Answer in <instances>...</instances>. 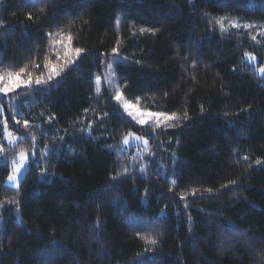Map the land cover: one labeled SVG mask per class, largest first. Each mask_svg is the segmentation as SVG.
I'll return each mask as SVG.
<instances>
[{
	"label": "trees",
	"instance_id": "trees-1",
	"mask_svg": "<svg viewBox=\"0 0 264 264\" xmlns=\"http://www.w3.org/2000/svg\"><path fill=\"white\" fill-rule=\"evenodd\" d=\"M0 24V74L46 76L49 32L83 50L0 94V264H264V0H0ZM115 90L178 126L136 124ZM3 121L35 152L18 189Z\"/></svg>",
	"mask_w": 264,
	"mask_h": 264
},
{
	"label": "snow or ice",
	"instance_id": "snow-or-ice-1",
	"mask_svg": "<svg viewBox=\"0 0 264 264\" xmlns=\"http://www.w3.org/2000/svg\"><path fill=\"white\" fill-rule=\"evenodd\" d=\"M41 11H43V9H41ZM29 19H31V14L29 13L28 16ZM227 21V25L226 22ZM119 23V21L117 22ZM216 24L219 25V28L222 32H227L228 28H239L241 27V25L234 21V20H228L227 17H219L216 19ZM0 27H3L2 24H0ZM242 27L247 30V29H251L254 26L251 24H243ZM145 31H148V29L145 28H141L140 32L143 33ZM48 37L50 38V50L52 45H62V51L60 50H56L55 51V56H56V60H50L48 58V56H45V62H44V69L46 71V76H45V72H41L40 75L35 77L34 83L37 86H42V85H47L49 83V81H51L54 77H58L60 76V70H62V68L66 65H68L69 63H75L76 59L79 58L81 52L83 51L80 48H73L72 47V40H73V36L72 34L69 32L67 34H65L63 32V30H59L56 32H49ZM56 37H60V39H56ZM253 40L256 39L255 36L252 37ZM118 49L114 48L113 49V53H117ZM245 56H247L250 60H254L255 57H253L251 54L249 53H245ZM61 61L63 62L61 64ZM33 65L36 68H40L41 65L39 63H36L35 60L32 61ZM110 67V66H109ZM260 72L262 74H264V67L260 68ZM27 73V79L26 80H21V76L23 74ZM21 83H23L25 86H31V84L33 83V74L31 72H28L27 69V65H25V67L20 68L18 71L16 72H8L6 74H0V94H7L9 91L14 90L18 87H20ZM97 85L100 84V80L99 78H97L96 80ZM44 90L43 88L38 87L37 91H42ZM100 89L99 87L97 88V92L99 93ZM115 99L121 103L122 107L124 108V111L126 112V114L131 117L136 124L138 125H146L149 124V119L153 120V123L149 125V127L154 131L156 128L158 127H176L178 126V124L176 123H172L169 124L167 123L168 121H179L181 118L176 115V114H172L169 116H165L164 113H160V112H140L138 109H135L134 105L124 101L122 99V94L117 92L115 95ZM87 111V110H86ZM185 116H187V113L184 114ZM163 118V120H162ZM4 127H5V132L3 135V139L7 141L8 145L11 146L13 148V150H15L16 148H19V144L16 143V137L14 136V134L10 131L6 130V126H7V121H3L2 122ZM16 123H20V121H16ZM23 127L24 128H28V122L24 121L23 123ZM147 134V133H145ZM27 135V134H25ZM129 137H133L136 141L144 144L146 147L148 146V140L144 139L143 136H136L135 133L129 132L127 135H124L123 137V144L124 145H129ZM154 138V137H153ZM33 144L35 143V136L31 137ZM126 150V149H122ZM5 151V147L2 143H0V153H3ZM55 151V150H53ZM47 154V150L45 149H41V156H44ZM33 156H35V152H33ZM142 158V157H141ZM4 162L7 163V157H4ZM136 158L133 157V160H135ZM245 159H247V157H245ZM28 160V153L24 148H19V155L18 158H13L11 161L12 164V168H11V172L10 174L7 176V181L9 182V184L7 185L8 188H15L18 179L22 176V169H24L25 171L28 170V168H30L32 165H28L26 167V161ZM257 163H260V161H257ZM140 172H144L145 169L142 166L139 169ZM128 173V168L125 167L124 171L121 173V175H127ZM113 179H115V177H113ZM174 183V181H173ZM230 183L234 184L235 181H231ZM209 192H211V189H208ZM17 195H19V193L17 192ZM193 195H195V189L193 190ZM9 205L11 204H18L19 201L18 200H10L7 202ZM0 207H3L2 204H0ZM97 223H99V220H97ZM141 239H145L147 241L148 244H156L157 241L155 238H149L147 236H142Z\"/></svg>",
	"mask_w": 264,
	"mask_h": 264
},
{
	"label": "rangeland",
	"instance_id": "rangeland-1",
	"mask_svg": "<svg viewBox=\"0 0 264 264\" xmlns=\"http://www.w3.org/2000/svg\"><path fill=\"white\" fill-rule=\"evenodd\" d=\"M252 56H253V55H252ZM253 57H255V56H253ZM247 61H248L251 65H256V63H257V59H256V57H255L254 60H250V59L247 57ZM112 78H113L112 74L109 75V81H111V84H113V82H112ZM20 79L23 81V80H26L27 77H26V78H20ZM34 80H35V78H34V76H33V83H32L33 85L31 84V86H36L35 83H34ZM29 87H30V86H25L23 83H21L20 87L14 89V90H18V89H20V90H22V89H28ZM115 93H117V90H115ZM116 102L119 103V105L121 106V108L124 110V108L122 107L121 103L118 102L117 100H116ZM132 105H134V104H132ZM134 107H135V109H138L140 112H147V111H143V110H141V109H140L138 106H136V105H134ZM124 112H125V111H124ZM125 114H126V112H125ZM126 115H127V114H126ZM127 116H128V115H127ZM128 117H129V116H128ZM129 118H131V117H129ZM131 119H132V118H131ZM132 120H133V119H132ZM133 121H134V120H133ZM134 122H135V121H134ZM135 123H136V122H135ZM152 123H153V120H152V119H149V124H146V125H143V126H149V125L152 124ZM135 135H136V136H143V138H144V139H147L148 142L150 143V139H149L148 137H146L145 135H139V134H136V133H135ZM17 139H18V137H16V141H17ZM5 143L8 145V143H7L6 140H5ZM149 143H148V144H149ZM132 145H144V144H142V143L136 141L133 137H129V145H125V146H126V148H130ZM27 153H28V152H27ZM18 155H19V153L16 155L15 158H18ZM32 158H33V155H31V154L28 153V160L26 161V167L31 163ZM29 169H30V168H28V170H29ZM28 170H27V171H25L24 169L21 170V171H22V176L18 179V182H17L15 188H13V189H18V188L20 187V184H21L22 180L24 179V177L26 176V173L28 172ZM5 184H6V186L9 184V182L7 181V179H6V181H5Z\"/></svg>",
	"mask_w": 264,
	"mask_h": 264
}]
</instances>
